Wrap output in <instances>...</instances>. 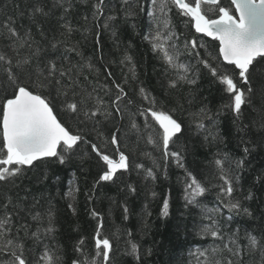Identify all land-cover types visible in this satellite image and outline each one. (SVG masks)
Returning <instances> with one entry per match:
<instances>
[{
	"label": "snow or ice",
	"instance_id": "1",
	"mask_svg": "<svg viewBox=\"0 0 264 264\" xmlns=\"http://www.w3.org/2000/svg\"><path fill=\"white\" fill-rule=\"evenodd\" d=\"M81 5L83 24L76 19ZM15 7L19 25L13 15L0 19V264H65L51 201L45 207L42 199L33 196L29 203L27 195L12 193L41 164L67 165L85 158L97 168L93 191L97 185L120 182L122 191L136 193L127 179L133 173L149 188L161 172L167 179L175 165L182 170L184 208L189 215L197 210L192 232L205 242L189 249L191 264H264V229L256 235L255 229L231 227L235 216L254 218L244 203L253 193L245 195L241 181L252 152L264 146V79L257 81L264 77V0H27ZM141 16L146 21L142 39L162 65L165 92L188 86L191 96L192 86L208 77L225 94L227 102L217 113L207 106L189 112L209 147L222 142L214 129L225 110L239 136L238 158L220 150L212 154L207 184L186 164L190 149L179 144L185 132L183 121L174 116L176 109L165 110L143 86L127 50L119 60L127 68L122 80L111 70L115 61L108 62L103 54L102 33L110 30L116 38L121 18L128 23ZM179 24L189 27L188 35L178 31ZM81 29L83 39L95 37L103 67L86 59L81 44L72 41ZM204 37L218 43L215 55ZM257 96L259 120L245 123L246 109ZM256 123L261 135L251 141L246 136ZM255 183L264 184V175ZM78 191L73 176L64 196L74 215ZM210 191L215 192L211 207L204 202ZM85 195L91 202L93 197ZM151 196L157 193L153 190ZM170 206L169 197H163L162 218L170 215ZM121 207L127 220L129 208L126 203ZM88 214L96 221L91 244L79 236L71 264H112L116 243L104 232V217L95 208ZM125 235V252L139 264L140 246L130 231Z\"/></svg>",
	"mask_w": 264,
	"mask_h": 264
},
{
	"label": "trees",
	"instance_id": "2",
	"mask_svg": "<svg viewBox=\"0 0 264 264\" xmlns=\"http://www.w3.org/2000/svg\"><path fill=\"white\" fill-rule=\"evenodd\" d=\"M224 2L227 4V0ZM17 3L23 6L27 0H0V19L6 15H13L16 16L19 25L20 20L15 7ZM85 14V6L81 5L76 16L80 24H83L80 17ZM74 26L78 25L74 22ZM82 31L83 29L73 33L72 41L81 44V51L86 59H94L98 66L103 67L100 64V53L97 51L95 37L89 35L87 39H83ZM145 31L146 21L142 16L130 20L128 23H123L121 18L116 38L112 37L110 30L102 33L103 54L108 62L115 61V63H111V70L118 80H122L127 68L122 69L119 60L127 50L133 56L137 76L143 86L162 102L165 110L176 109L174 116L183 121L185 132L179 144L186 145L190 149L186 154V164L189 170L194 171L198 178L207 184L211 177L207 175L206 170L210 167L212 154L220 150L238 158L241 155V149L238 147L239 136L232 123L231 115L225 110L216 117L218 124L214 129L218 131L222 142L209 147L204 141V134L195 131L194 124L189 120V112L198 111L200 107L207 106L210 113L215 114L227 102L224 98L225 94L208 77H202L197 85L192 86L191 96H189L188 86H184L178 93L165 92L161 86L162 65L143 41L142 36ZM178 31L188 35L190 29L179 24ZM203 40L207 43L208 51L215 55L218 43L206 37ZM117 41L119 47H117ZM129 45H131L130 48ZM201 51L204 50L201 49ZM261 79L264 77H257V81ZM260 107V98L257 96L254 106H249L246 109L245 123L252 124L253 119L259 120L257 112ZM60 118L63 119L62 116ZM205 124L210 127L209 121L206 120ZM260 135L259 124L256 123L253 124L252 132L246 138L251 141H259ZM137 158V156H133V159ZM139 159L146 166H151V161L142 156ZM258 175H264V146L258 147L252 152L241 181L243 193L246 195L249 190L253 193L254 198L244 203L252 211L254 218L235 216L231 224L232 228L239 227L242 232L255 229L256 235H259V231L264 229V184L255 183V178ZM73 176H75V183L79 189L76 193L75 215L68 208L69 201L64 196ZM181 176L182 170L173 165L169 169L167 179L161 172L154 185L149 183V188L143 187L145 182L138 180L133 173L127 179L137 187L136 193L127 192L126 189L122 191L123 184L120 182L116 185H97L93 191V184L97 178L94 160L89 158H85L83 161L74 159L67 165L41 164L27 173L22 181H18L19 187L12 194L13 196L17 193L20 196L27 195L29 203L33 196L42 199L45 207H47L46 202L51 201L56 214V240L64 249L65 264H71L72 259L75 258L73 246L79 236H86L89 245L91 244L92 230L96 224V221L88 214L91 208H95L104 217V232L111 236L116 243L112 264H138L133 257L125 252V234L129 231L132 233V239L140 246L141 260L139 264H191L192 258L189 256V249L205 242L199 240L192 232L193 215L197 210H191L193 215H189L184 208ZM153 190L157 193L155 198L151 196ZM85 193L93 197L91 202ZM165 196L170 199V215L167 218H162L159 212ZM204 202L209 207L213 206L215 192H208ZM124 203L129 208L127 220L124 219L121 207V204ZM146 205L147 208H145ZM196 218L198 219V217ZM118 236L120 237L119 242H117ZM149 249H151V255L147 254Z\"/></svg>",
	"mask_w": 264,
	"mask_h": 264
},
{
	"label": "water",
	"instance_id": "3",
	"mask_svg": "<svg viewBox=\"0 0 264 264\" xmlns=\"http://www.w3.org/2000/svg\"><path fill=\"white\" fill-rule=\"evenodd\" d=\"M206 38H208V37H206ZM208 39H210V38H208ZM211 40V39H210Z\"/></svg>",
	"mask_w": 264,
	"mask_h": 264
}]
</instances>
